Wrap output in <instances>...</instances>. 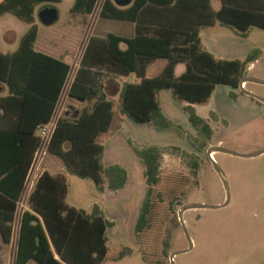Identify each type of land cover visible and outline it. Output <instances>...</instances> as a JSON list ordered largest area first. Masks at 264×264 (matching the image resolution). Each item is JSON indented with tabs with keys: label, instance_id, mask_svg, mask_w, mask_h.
Returning a JSON list of instances; mask_svg holds the SVG:
<instances>
[{
	"label": "trees",
	"instance_id": "trees-1",
	"mask_svg": "<svg viewBox=\"0 0 264 264\" xmlns=\"http://www.w3.org/2000/svg\"><path fill=\"white\" fill-rule=\"evenodd\" d=\"M59 1L0 0V14L10 13L29 24L15 50L0 51V82L7 88V93L0 96V114L13 119L8 129L0 128V231L4 241L10 240L16 201L41 142L36 127L52 116L72 69L70 62L34 47L38 35L36 5ZM219 1L215 9L211 0H132L127 5L102 0L98 15L131 21L135 33L131 37L113 32L89 35L67 94L91 105L77 115L73 112L58 118L48 151L61 157L69 172L92 178L99 190L105 182L111 190L125 184L127 173L122 166L102 165L104 146L97 141L113 117V102L104 88V79L110 73L135 75V80L122 83L119 92L121 110L131 119L168 127L157 93L171 88L175 96L189 103L185 110L191 124L210 138V125L190 103L206 101L216 83L237 87L248 63L257 59L258 50L242 60L218 58L202 47L199 31L217 20L241 34L252 25L264 29V0ZM97 3L74 0L70 12L91 14ZM160 57L167 59L163 69L155 76H146L147 65ZM179 62L185 63V69L176 75ZM138 154L148 185L135 224L136 233H141L149 227L161 151L149 146L139 149ZM194 166L198 167L196 161ZM57 177L43 171L36 181L31 210L22 215L15 264H27L31 259L39 264H99L105 256V232L112 221L103 216L97 204L91 211L64 204L61 191L67 192V180L62 174Z\"/></svg>",
	"mask_w": 264,
	"mask_h": 264
},
{
	"label": "rangeland",
	"instance_id": "rangeland-1",
	"mask_svg": "<svg viewBox=\"0 0 264 264\" xmlns=\"http://www.w3.org/2000/svg\"><path fill=\"white\" fill-rule=\"evenodd\" d=\"M101 2L98 0L90 15L83 16L70 12L72 0L39 3L35 7L42 48L58 54L61 41L68 42L75 27L79 31L69 59L72 71L68 82L89 35L117 33L132 26L129 21L100 17ZM212 4L218 5L219 0ZM45 5H54L59 12L58 20L50 26L42 25L37 18L38 10ZM28 27V23L10 13L0 14V51L13 50V42H18ZM200 33L201 45L213 50L218 58L242 60L257 49V59L248 63L247 74L264 79L263 28L252 25L241 34L217 20L202 26ZM162 64L163 59L152 61L147 75L154 74ZM244 87L264 96V85L247 82ZM108 91L114 92L115 86L110 85ZM108 98L113 102V120L109 129L97 136V141L105 146L101 162L103 166H122L127 173L125 184L116 190L99 191L90 177L71 172L66 175L68 170L62 158L49 151L40 161L38 171L48 167L63 170L65 174H61L68 184L66 201L81 208L97 202L103 216L112 221L106 228V253L99 264H170L169 254L188 246L177 215L180 206L193 202L216 205L226 200V189L206 155V148L220 145L239 153L264 148V103L245 95L238 86L216 83L206 101L190 103L210 125L212 134L208 138L189 121L185 110L189 103L175 96L171 88L157 93L169 123L165 128L152 122H137L123 113L119 92L109 93ZM90 105L91 102L70 98L66 86L59 113L62 116L69 111L71 115ZM149 146L161 151L159 180L151 194L149 227L136 233L135 224L148 188L138 150ZM212 153L227 181L229 201L218 208L183 212L193 246L177 254L174 264H264V153L251 157ZM195 161L198 167L194 166Z\"/></svg>",
	"mask_w": 264,
	"mask_h": 264
},
{
	"label": "crops",
	"instance_id": "crops-1",
	"mask_svg": "<svg viewBox=\"0 0 264 264\" xmlns=\"http://www.w3.org/2000/svg\"><path fill=\"white\" fill-rule=\"evenodd\" d=\"M72 1H74V0H72ZM212 2H213V0H211V3ZM212 6L215 9H217L220 6V1H219L218 5L216 4V6H214L212 4ZM72 14H74L75 16L90 15V14H75V13H72ZM129 22H131V21H129ZM41 33H42V31H40V29L38 28V35H37V38H36L35 43H34L35 49L36 50H40L42 52L48 53V54H50L52 56H55L57 58H60V59H63V60H66V61L70 62L69 59L72 58L71 56H72V53H73L72 51L74 49V42L76 40V37H79V31L76 30V27L74 28L73 33L69 37V41L66 42L67 44L66 43H62V41H61V44H62L61 45V49L62 50L59 51L58 54H55V53H53V52H51L49 50H46V49L42 48L43 45L39 46V40H40ZM77 33H78V35H77ZM113 33H115V32H113ZM134 33H135V25L132 22V26L131 27L128 26L126 29L122 30L121 32H117L115 34L121 35V36H125V37H131V36L134 35ZM95 35H101V34H95ZM199 36H200V40H201V44H202V37H201L200 31H199ZM18 42H17V40L15 42H13V43H15V48L17 47ZM63 42H65V41L63 40ZM121 46L125 47V44H122ZM15 48L13 50H15ZM203 48L208 50L209 52H211L216 57V55L213 52V50H211L210 48H207V47H203ZM13 50H8L7 52H12ZM246 55L244 56V58L246 57ZM80 57H81V55H80ZM157 59H163L162 66H160L158 68V70L152 75H147V68H146V76H149V77L155 76L163 69L164 65L167 62V59L166 58H162V57L157 58ZM155 60H153V61H155ZM77 64H78V62L76 63L75 67L73 68L72 76H71V79L69 80V82H68V79H67V82L65 84V87L67 86V89H68V86H69V84H70V82H71V80L73 78V74H74V71H75V69L77 67ZM148 65H147V67H148ZM71 66H72V64H71ZM184 69H185V63L184 62L177 63L176 66H175V74L176 75L181 74L184 71ZM71 71H72V69H71ZM119 75L120 74H112V73H110V74H108L105 77V79H104V88H105V91L107 93V96H108L109 93L110 94H112V93L116 94V93L120 92L121 85H122V83L125 80H131V81L135 80V75L134 74L122 75V77L119 76ZM69 76H70V74H69ZM110 85H114L115 86V91L114 92L108 91V88L110 87ZM63 91H64V89H63ZM6 93H7V88L5 87V85L3 83L0 82V96L1 95L2 96L5 95ZM61 98H62V94H61V97L59 99L58 104H60ZM80 102H82V101H80ZM0 113H1V110H0ZM64 115H66V111H64ZM8 118L9 119H7V117H2L1 114H0V128L1 129H8V127L13 125L12 117L9 116ZM112 120H113V117H112ZM111 123H112V121H111ZM103 146H104V144H103ZM104 148H105V146H104ZM52 155H55V154H52ZM29 171H30V169H29ZM29 171H28V173H29ZM43 171H47L52 177H57L61 173L65 174V172L63 170H58V169H54V168H50V167L44 168ZM43 171H37V173H42ZM68 172L69 171L66 172V175L68 174ZM27 176H28V174H27ZM57 178L59 179V177H57ZM35 185H36V180H35V183L33 184V186L29 190L24 189L21 192L19 199L16 201V208H15V211H14V216H13V221H12V230H11L10 240L9 241H4L3 238H2V235H1V231H0V264H15L16 255H17V249H18V239H19V235H20L22 215H23V212L25 210H31V198L30 197H31V194H32V192H33V190L35 188ZM104 188L110 190L107 187V183L104 184ZM99 191H103V190H99ZM61 193H63L62 201H63L64 204H67L69 206H74L76 208H81V207H77V206H75L73 204H70V203H68L66 201V197H67V193H68V184H67V192L64 193V192L61 191ZM57 194H58V198H60V186L57 189ZM19 201L22 202V206L21 207L19 205ZM95 204L99 205L96 202V203L88 205L86 208L82 207V209H85L86 211H91L93 205H95ZM89 207H91V208L89 209ZM99 207H100V205H99ZM52 249H53V251L55 253V256L58 258V254L55 252L53 246H52ZM27 264H39V263L37 261L31 259V260H29L27 262Z\"/></svg>",
	"mask_w": 264,
	"mask_h": 264
},
{
	"label": "water",
	"instance_id": "water-1",
	"mask_svg": "<svg viewBox=\"0 0 264 264\" xmlns=\"http://www.w3.org/2000/svg\"><path fill=\"white\" fill-rule=\"evenodd\" d=\"M131 1L132 0H114V2L117 3L118 5H127ZM37 18L40 21V23L44 26L53 25L59 18L58 9L54 5H45L38 10ZM247 73H248V68L244 71V74L239 81V85H238L239 89L244 94L252 96L255 99H257L258 101L264 103V96L254 92V91H251L249 89H246L245 87L242 86L243 82H246V83L247 82H254V83L264 85V79L255 77L253 75H249ZM78 112H79L78 110H75L73 115H77ZM68 114H69V111H66V115H68ZM212 152H226V153H230L233 155L251 157V156H256V155H259L261 153H264V148L257 150V151H254V152H250V153H239V152L233 151L231 149L225 148V147L220 146V145H209L206 148V155H207L208 159L211 161L214 169L219 173V175L222 179V182L224 184V187L226 189V200L224 202H222L220 204H216V205L207 204V203H203V202H193V203H186V204H183L180 206V208L178 209L177 215H178L179 222L182 226V229L184 231L185 237L188 241V246L185 249L175 250L172 253H170L169 254L170 264H174V257L177 254L186 252V251L190 250L193 246L189 232H188L186 225L184 223L183 212L187 209L218 208L221 206H225L229 201V190H228L227 181L225 179V176H224L222 170L220 169L219 165L217 164L216 160L212 157V155H211Z\"/></svg>",
	"mask_w": 264,
	"mask_h": 264
},
{
	"label": "built area",
	"instance_id": "built-area-1",
	"mask_svg": "<svg viewBox=\"0 0 264 264\" xmlns=\"http://www.w3.org/2000/svg\"><path fill=\"white\" fill-rule=\"evenodd\" d=\"M245 84L246 82H243L242 86L244 87ZM59 111H60V104L57 103L50 119L47 122L38 124L36 127V133L40 136L41 142H40L39 147L35 151L33 161L30 166V171L25 180L24 189L26 190H29L33 186V184L35 183V180L37 181L38 177L41 174V173H37V171L39 170L40 161L43 159V156L48 151L47 147H48L50 138L55 129L57 120L61 116V113H59ZM19 205L20 207L22 206L21 201H19Z\"/></svg>",
	"mask_w": 264,
	"mask_h": 264
},
{
	"label": "flooded vegetation",
	"instance_id": "flooded-vegetation-1",
	"mask_svg": "<svg viewBox=\"0 0 264 264\" xmlns=\"http://www.w3.org/2000/svg\"><path fill=\"white\" fill-rule=\"evenodd\" d=\"M252 97V96H251ZM252 98H254V97H252ZM255 99V98H254ZM256 101H258L257 99H255ZM260 102V101H259ZM212 157L214 158V154H212Z\"/></svg>",
	"mask_w": 264,
	"mask_h": 264
},
{
	"label": "bare ground",
	"instance_id": "bare-ground-1",
	"mask_svg": "<svg viewBox=\"0 0 264 264\" xmlns=\"http://www.w3.org/2000/svg\"><path fill=\"white\" fill-rule=\"evenodd\" d=\"M212 154H213V153H212ZM212 154H211V155H212Z\"/></svg>",
	"mask_w": 264,
	"mask_h": 264
}]
</instances>
